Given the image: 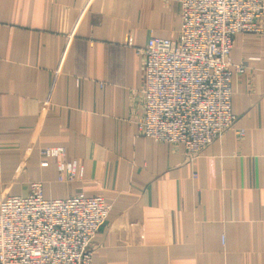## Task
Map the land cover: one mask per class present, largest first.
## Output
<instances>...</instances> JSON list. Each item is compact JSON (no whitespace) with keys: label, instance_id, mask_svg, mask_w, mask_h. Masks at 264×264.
Instances as JSON below:
<instances>
[{"label":"crops","instance_id":"0c3cea01","mask_svg":"<svg viewBox=\"0 0 264 264\" xmlns=\"http://www.w3.org/2000/svg\"><path fill=\"white\" fill-rule=\"evenodd\" d=\"M261 25L234 36V127L189 161L138 131L136 48L178 39L180 0H0V199L32 181L45 198L104 196L93 264H264ZM49 146L77 160L73 181L42 163Z\"/></svg>","mask_w":264,"mask_h":264},{"label":"built area","instance_id":"2783aa9c","mask_svg":"<svg viewBox=\"0 0 264 264\" xmlns=\"http://www.w3.org/2000/svg\"><path fill=\"white\" fill-rule=\"evenodd\" d=\"M180 2L178 39L150 37L136 48L144 63V111L138 131L183 145L193 161L235 125L234 36L262 29L264 0ZM239 134L244 135V129ZM40 153L43 164L57 161L59 181L75 179L78 162L64 159V147H44ZM111 208L101 195L45 198L42 183L32 181L26 194L0 199V264H93L96 237Z\"/></svg>","mask_w":264,"mask_h":264},{"label":"rangeland","instance_id":"374dc122","mask_svg":"<svg viewBox=\"0 0 264 264\" xmlns=\"http://www.w3.org/2000/svg\"><path fill=\"white\" fill-rule=\"evenodd\" d=\"M178 37H179V35H178ZM215 141H216V140H215ZM204 150H205V149H204ZM204 150H203V151H204ZM203 151H202V152H203ZM200 155H201V154H200Z\"/></svg>","mask_w":264,"mask_h":264}]
</instances>
